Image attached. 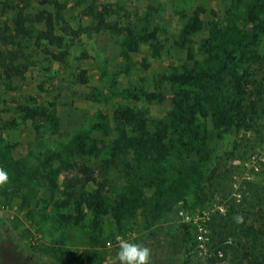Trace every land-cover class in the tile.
<instances>
[{"label":"rangeland","instance_id":"obj_1","mask_svg":"<svg viewBox=\"0 0 264 264\" xmlns=\"http://www.w3.org/2000/svg\"><path fill=\"white\" fill-rule=\"evenodd\" d=\"M59 2L54 30L64 38L54 47L13 25L19 9L55 12L51 0H0V167L9 173L0 186V252L22 264L31 255L115 264L120 239L144 244L179 232L188 264H255L246 235H217L212 222L220 213L237 230L264 224V117L239 127L227 111L264 73L259 61L232 87L243 69L227 57L230 40L243 35L264 54V33L248 19L258 9L264 17V0ZM91 2L116 28L97 27ZM196 12L201 27L193 31ZM47 49L68 54L55 61ZM125 109L146 126L120 125ZM161 131L167 137L157 142ZM154 138L163 153L146 150L139 162L134 142L151 146ZM224 244H239V257ZM256 246L264 250V235Z\"/></svg>","mask_w":264,"mask_h":264},{"label":"trees","instance_id":"obj_2","mask_svg":"<svg viewBox=\"0 0 264 264\" xmlns=\"http://www.w3.org/2000/svg\"><path fill=\"white\" fill-rule=\"evenodd\" d=\"M51 2L56 8L55 12L47 8L40 9L33 13H28L24 9H19L13 18L14 31L19 35L34 36L39 41H47L50 46L59 47L64 37L58 32H55L54 26H56V22L60 18H62L61 3L59 2V0H51ZM255 11L250 12L248 19L256 23L258 32L264 33V17L261 14H259V9L258 12ZM87 12L92 18L95 19L98 28L100 29L116 28V26H113L110 22H108L104 11L95 7L92 2L90 4L89 3L87 4ZM199 20L200 19L198 16V12H196L188 22L187 28L193 31L198 30L201 27ZM38 26L41 28H38ZM42 26L44 28H42ZM250 38L247 37L246 40L245 35H243L241 37H238L237 39H231L227 47L228 59L237 58V61L241 63L240 65L243 69L242 72L238 75V77L233 81L232 87L236 85L239 86L243 85V81L246 78V75H248L249 73L248 68L250 66L257 65L259 61H261L259 62L260 64L264 63V54L261 53L262 52L261 49L258 50L257 43ZM46 52L50 54L52 59L55 61H63L68 54L67 49H61V50L47 49ZM84 73L85 71H83L81 75L82 80H86V76H84ZM186 95L189 96V94ZM234 99H235L234 97L231 98L230 105L228 106L227 111L228 113H230V115L233 118L237 119L236 121L237 126L239 127L248 126L250 123H252L255 117H264V73L262 74L261 78H259V80L257 81L254 91L248 92V95H245V93L243 92V94L241 93L238 100H234ZM35 110L36 109H34L33 107L27 106L25 108L26 117L37 120L36 116L40 115V113L39 112L37 113ZM45 119L46 120L44 121L46 122L53 121V119L50 118L49 116H47V118ZM54 121H55L54 124L57 126L58 124L57 120ZM118 122L120 125L121 124L127 125L128 123L136 122L143 128L146 126V122L142 120V118H140L135 111L129 109L122 110L118 114ZM37 126L40 127L41 122L37 123ZM164 137H167L166 131H161V134L158 133L157 135H155V138L158 139L157 142H160L159 140H162ZM155 138L151 140L152 141L151 146H147L148 144L145 142H141V140L139 143L134 142V145L136 146L138 145L136 151L139 157V162H142L141 157L144 155L146 150L150 153L158 152L159 150H161V152L163 153L162 151L163 148L160 147L158 143L155 142ZM120 141L121 144L123 142H127V140H123V139ZM121 144L119 143V145ZM213 173L215 174V172H212L209 175L210 179H212ZM138 177L141 182L145 180L142 174H138ZM200 191H202V186L199 188V192ZM100 197H101V191L98 190L92 193L91 197L88 200L94 201V199ZM99 200L100 202L97 201V203L102 208H104V205L106 204L105 199L103 200L99 199ZM131 200L132 201L134 200L133 198H131V195L128 194L124 195L122 200L123 206L129 208L128 205L131 203ZM228 215L230 216L229 213ZM217 218L218 220H216ZM227 221H229V219L225 214L219 213L217 216H215L212 222V229L214 230V232H216L217 235H221L224 233V229L228 228L229 232L227 234V237L229 235H240V236L246 235L248 237L246 241L250 240L252 242L250 244V248H252V250L249 253V255L251 254V256L254 257L255 264H263L264 250L257 252L258 248L256 244L258 241H260V239L264 235V224L258 227L256 224L250 223L246 225L245 228L241 227L237 230L236 228L228 227ZM3 234L4 235L6 234L11 241L17 242L16 239L17 237L9 229H7ZM223 241L224 238L221 240V243ZM144 244L152 249V264H188L186 259L187 239L184 235L182 236L179 232H177L175 235L173 234V232H171L166 238L158 237L156 238V240L147 239L145 240ZM20 245L21 244H18V247ZM238 245L224 244L223 247H220L219 249L227 251L225 247H229L231 248V251L234 252L235 257H239ZM240 245H242L241 242ZM6 253L8 255L11 254L12 253L11 249L9 248V250ZM25 258L27 259V261L23 262V264H54L52 262H48L42 258L32 255L25 256ZM11 259L12 260H10L8 257H4L3 254L0 252V264L20 263V261L15 260L12 257ZM236 262L239 263V261ZM115 264H119V262Z\"/></svg>","mask_w":264,"mask_h":264},{"label":"clouds","instance_id":"obj_3","mask_svg":"<svg viewBox=\"0 0 264 264\" xmlns=\"http://www.w3.org/2000/svg\"><path fill=\"white\" fill-rule=\"evenodd\" d=\"M8 181V171L4 167H0V186ZM235 219L240 221L242 217L236 216ZM116 256L119 264H152V249L135 240L120 239Z\"/></svg>","mask_w":264,"mask_h":264}]
</instances>
